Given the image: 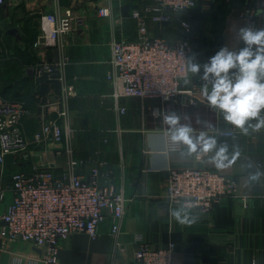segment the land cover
Here are the masks:
<instances>
[{
  "label": "crops",
  "instance_id": "0c3cea01",
  "mask_svg": "<svg viewBox=\"0 0 264 264\" xmlns=\"http://www.w3.org/2000/svg\"><path fill=\"white\" fill-rule=\"evenodd\" d=\"M150 0H9L0 6V33L7 53L5 65L0 64V95L3 99L21 98L30 113L23 120V133L33 137L41 122L58 118L72 133L61 145L41 150L39 156L24 163L21 155L7 156L0 162V229L5 224L2 215L13 199L9 189L11 177L17 170H31L35 162L49 165L62 172L69 155L83 161L81 173L88 176L91 168L101 161V171L108 173L118 188H123L130 200L118 239L110 235L111 222L99 225V235L92 239L77 233L62 242L60 264H136L137 236L154 247L176 244V264H249L264 263V127L249 129L247 135L238 129L235 137L214 135L217 129L234 126L227 123L222 113L208 103L190 104L187 100L159 98L142 99L121 97V112L111 96L112 86L107 76L111 42L115 38L134 40L138 36L134 9ZM109 2L115 16H121L117 27L109 18L100 17L97 9ZM68 7L83 13L88 26L79 32L61 37L56 46L35 47L40 31L41 16L46 12L62 14ZM246 7L261 9L256 0H197V7L182 13L190 23L181 26L180 19L164 25H152V36H161L172 45L184 36L192 42L191 57L204 65L221 47L239 51L245 45L239 28L246 23L235 12ZM258 12V11H257ZM18 28L19 36L9 32ZM256 28H264V10L257 14ZM65 60L66 64L53 76L40 72L42 64ZM11 61V62H9ZM183 88L205 84L203 69L189 72ZM188 83H185V81ZM66 87L72 93L66 94ZM12 101V100H10ZM64 112V115L60 113ZM175 114L181 124L190 125L193 133L216 137L217 145H227L229 156L239 153L235 163L218 169L210 158L214 153L188 156L185 146L180 151L166 149L164 123L166 115ZM255 125L256 121H251ZM237 129V128H236ZM200 167L221 172L238 182V196L225 197L208 214L173 203L166 195L170 169ZM245 203H244V200ZM180 212L181 223L174 212ZM39 247L25 242L5 243L0 237V264H46Z\"/></svg>",
  "mask_w": 264,
  "mask_h": 264
},
{
  "label": "built area",
  "instance_id": "2783aa9c",
  "mask_svg": "<svg viewBox=\"0 0 264 264\" xmlns=\"http://www.w3.org/2000/svg\"><path fill=\"white\" fill-rule=\"evenodd\" d=\"M8 1L0 0V6ZM256 1L264 10L261 0ZM196 6L197 0H150L132 11L131 18L136 22L137 38H115L111 42L112 70L107 78L112 86L111 96L119 111H125V107L119 104L121 97L159 98L166 102L181 94L188 95L184 102L188 100L193 105L208 103L202 93L204 85L192 84L188 89L182 87L183 81L190 75V38L184 36L172 45L167 39L150 33L152 25H164L174 19H180L181 26L189 29L190 23L181 15ZM97 13L100 17L111 19L117 27L123 22L121 16H115L109 2L100 5ZM257 14L254 7L235 12L239 20L253 28L257 26ZM87 26L86 16L72 7L66 8L60 15L43 13L35 47L56 46L64 35L79 32ZM65 64V60L44 63L40 72L51 77ZM65 89L67 95L72 93V87ZM29 113L30 110L23 102L6 100L0 95L1 163L9 155L15 158L21 155L24 163L35 156H39L40 160L42 149H37L36 145L49 149L61 145L72 133V129L62 126L58 118H51L42 121L32 139L28 138L23 133V120ZM238 132V129L232 127L217 129L214 135L235 137ZM200 134L193 133L194 136ZM183 147L173 145L169 132H166L168 151H180ZM65 152L69 157L62 172H56L49 163L42 165L38 161L32 165L31 170H17L13 173L8 185L13 192V199L1 217L5 222L0 229L3 242H25L39 247L43 251L41 260L46 264H60L62 242L72 235L85 233L92 239L97 238L99 225L106 219L111 222V237L118 239L126 204L130 200L124 189L118 188L110 175L101 171L104 161L95 164L85 177L81 173L83 161L75 157L70 147H66ZM4 195V189H1V200ZM166 195L173 203L208 214L223 198L238 196V182L207 168L170 169ZM243 200L245 203L246 199ZM136 241V264H176L175 243L154 247L140 235ZM249 264L264 263L252 261Z\"/></svg>",
  "mask_w": 264,
  "mask_h": 264
},
{
  "label": "clouds",
  "instance_id": "9594fccd",
  "mask_svg": "<svg viewBox=\"0 0 264 264\" xmlns=\"http://www.w3.org/2000/svg\"><path fill=\"white\" fill-rule=\"evenodd\" d=\"M264 4V0H261ZM258 12L261 9L258 8ZM240 39L244 47L239 51H231L226 46L221 47L204 65L189 60L188 71L196 74L203 69L202 79L205 83L202 93L208 104L222 113L224 120L247 135L249 129L259 131L264 127V28L241 27ZM185 83H188L186 80ZM257 121L255 125L251 121ZM164 123L168 125L170 141L173 145H183L188 156H201L214 153L210 161L218 169H224L235 163L239 153L231 158L228 146L217 145L215 137L201 133L193 135V128L181 124L175 114L166 115ZM264 173L256 172L251 179L258 180ZM176 218H181L180 212H174Z\"/></svg>",
  "mask_w": 264,
  "mask_h": 264
},
{
  "label": "rangeland",
  "instance_id": "374dc122",
  "mask_svg": "<svg viewBox=\"0 0 264 264\" xmlns=\"http://www.w3.org/2000/svg\"><path fill=\"white\" fill-rule=\"evenodd\" d=\"M2 32L0 33V64L5 65V62L7 58H9V54L7 53V50L5 49V45L3 43V37ZM3 71H0V76Z\"/></svg>",
  "mask_w": 264,
  "mask_h": 264
},
{
  "label": "water",
  "instance_id": "95a60500",
  "mask_svg": "<svg viewBox=\"0 0 264 264\" xmlns=\"http://www.w3.org/2000/svg\"><path fill=\"white\" fill-rule=\"evenodd\" d=\"M10 33L16 35L17 37L19 36V33H18V28H11L9 30ZM20 37V36H19ZM186 97H188V95H177L175 97H172V99L174 100H177V101H185ZM217 110V109H216Z\"/></svg>",
  "mask_w": 264,
  "mask_h": 264
},
{
  "label": "trees",
  "instance_id": "16d2710c",
  "mask_svg": "<svg viewBox=\"0 0 264 264\" xmlns=\"http://www.w3.org/2000/svg\"><path fill=\"white\" fill-rule=\"evenodd\" d=\"M197 7V6H196ZM195 7V8H196ZM194 9V8H193ZM192 10V9H191ZM9 62H11V61H9ZM6 63V62H5ZM199 85H204L203 83H201V84H199ZM209 87H211V85H209ZM8 100H12V101H24L25 102V104L29 107V102L28 101H26V100H24V99H19V98H14V99H11V98H8Z\"/></svg>",
  "mask_w": 264,
  "mask_h": 264
}]
</instances>
